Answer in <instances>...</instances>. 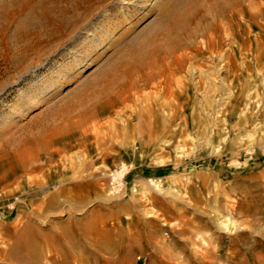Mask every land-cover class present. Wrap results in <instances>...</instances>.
<instances>
[{
	"label": "rangeland",
	"instance_id": "1",
	"mask_svg": "<svg viewBox=\"0 0 264 264\" xmlns=\"http://www.w3.org/2000/svg\"><path fill=\"white\" fill-rule=\"evenodd\" d=\"M162 1L135 0L108 17L101 6L51 35L39 4L20 37L24 12L0 13L8 245L28 228L51 243L48 254L71 227L85 262L264 264V0L234 4L231 21L214 10L196 17L180 48L101 95L133 49L162 43ZM43 4L57 13L69 0Z\"/></svg>",
	"mask_w": 264,
	"mask_h": 264
},
{
	"label": "bare ground",
	"instance_id": "2",
	"mask_svg": "<svg viewBox=\"0 0 264 264\" xmlns=\"http://www.w3.org/2000/svg\"><path fill=\"white\" fill-rule=\"evenodd\" d=\"M108 0H69V5L62 7L57 13L54 8L48 9L44 4L43 0H16V3L6 8H1V19L9 20L12 19L17 10L24 12L23 19L19 20L16 26V34L20 33L23 23L30 24L34 16L37 14L36 6L39 4L42 10L39 11L38 17L41 20V25H51L55 31L49 33L54 34L65 28L70 27V24L76 23L78 20L86 17L92 10L100 7ZM205 1L209 3V6H205ZM121 5H132L136 6L135 0H122ZM241 3V0H163V17H164V32L162 31V43H156L151 49H146L144 46L135 48L132 50V56L128 61L121 62L122 69L118 71L117 76L112 77L107 83L103 85L102 94L108 96L112 90L121 86L123 80H121V74L128 78L127 86L133 85L131 79L133 73L139 72L144 67L152 64V58L159 56L162 52L172 53L176 49L180 48L181 41L178 37L193 36L198 30L200 20L194 22V29L189 28L190 23L198 16L204 17L207 12L214 10L220 15L228 16L229 21L233 17L230 12H233L234 4ZM144 5H148L147 2ZM105 6L101 7L102 12L108 17L111 14L117 12L124 13L125 7L118 6L115 11L105 9ZM126 6V7H128ZM17 7V8H16ZM142 7V6H141ZM83 8L82 11H80ZM100 10V11H101ZM36 18V17H35ZM0 20V31L3 26ZM229 23V22H228ZM230 24V23H229ZM216 29L215 24L210 25ZM91 33H89L90 35ZM174 35V36H173ZM124 66V67H123ZM123 169L120 170V175L124 174ZM11 183L14 180V176L8 179ZM4 213L0 212V219ZM71 227H63L61 231V238L64 239V243L61 248L57 245V248L48 254H43L41 249L45 246H49L51 243L47 242L46 245H40L38 241L39 235L37 232L31 229L25 228L21 230L18 237L15 238L13 245H8L4 236L14 235L15 232L9 229H0V261H16V264H71L70 258H78L73 264H123L119 260L112 259L110 261H86L82 260V257L74 255V248L81 247V243H72L73 236L75 235ZM99 234V231H96ZM45 260V261H44ZM18 261V262H17Z\"/></svg>",
	"mask_w": 264,
	"mask_h": 264
}]
</instances>
